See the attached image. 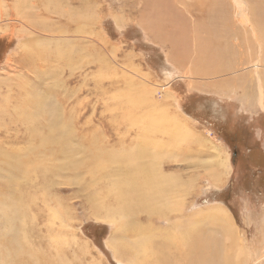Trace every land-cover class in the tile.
Segmentation results:
<instances>
[{
  "label": "rangeland",
  "instance_id": "rangeland-1",
  "mask_svg": "<svg viewBox=\"0 0 264 264\" xmlns=\"http://www.w3.org/2000/svg\"><path fill=\"white\" fill-rule=\"evenodd\" d=\"M12 1L0 0V78L4 77V82L11 78V81L9 80V84L12 85L10 90L1 85L4 86V91L8 90L11 93H8L11 95L9 98L11 103L7 105L10 108L5 106V113L7 110L12 112L11 109L17 103L14 92L15 90L17 92V88H19V139L16 141L19 150L32 152L29 150L30 142H34L35 138L31 135L26 123L22 121V113L23 111L25 113L30 107L27 97L38 96H45L43 98L47 100L46 109L49 111L46 116L43 113L45 107L41 108L43 118L41 121L44 123L52 119L59 120V123L63 121V124L71 132L72 145L76 148H82L80 141L82 140L81 135L84 134L87 137L91 136L97 146L105 147L106 145L107 149L113 152L128 151V149L135 151L134 149H138L139 146L146 150L145 143L142 142H146L147 139L149 141L147 140L148 146L146 147L151 150V143L154 141V148L166 155L158 162L160 171L165 174H176L177 183L183 190L177 197L178 203H175L180 209L169 213L170 216L167 218H162L156 213L151 216V225L156 229L173 226V230L175 229L174 225L179 229H186L191 217L195 219L193 216L195 212L211 206H222L230 214L242 242L246 244L249 252L247 264H264V150L262 147L264 144V108H258V105L245 101L248 96L247 91L253 96L251 100L257 97V91L254 90L256 89V79L254 74L247 71V68L241 69L248 65L241 66V63L239 64L243 55L246 61H249L246 56L248 50L255 56L257 41L246 36L249 38L250 45L243 44L245 32L239 26L240 19L237 11L234 12L233 1L174 0L173 2V0H154V3L153 0H59L58 3H53L57 1L20 0V5H17L19 1L16 0L15 5L21 6L18 9L20 13L22 12L21 15L20 13L16 14ZM148 1L150 3H147ZM258 1L252 0L256 9H258L256 5ZM144 2L145 5H143ZM21 3H24L25 6ZM79 3L80 6H78ZM146 3L154 6L148 7ZM213 3L219 4H216L215 11L212 7L216 5ZM48 4L58 7L55 9L53 6L54 10H52ZM34 6L35 13L33 12ZM210 6L212 9L209 8ZM71 7H75V9ZM231 7H234L233 10ZM6 9H12V12ZM29 9L31 14L28 13ZM79 9L81 12H87V15L80 13ZM152 10L159 11V13L153 15L152 12H155ZM61 11H65L66 15ZM26 12L28 13L26 19L28 22L24 20L27 17H24ZM199 12L201 13L199 14ZM209 12L213 15L212 17L221 15L220 19L219 16L218 19L211 18V15H208ZM73 13L77 14L76 19L79 18V21H74ZM81 14L87 17V22L84 16L81 17ZM157 14H159L157 16L159 18L156 17ZM258 14L261 13H254L257 15L256 18H258ZM66 16L69 17L65 18ZM29 17L32 19L30 20ZM222 17L225 19L224 21H220L223 19ZM15 18H20L21 21ZM61 18L62 20H60ZM69 18L74 20L71 22ZM35 20L38 22L40 20V23ZM80 20L81 23H79ZM208 20L213 24H209ZM255 21L261 28L259 20ZM42 22L44 26L39 25ZM49 22L51 24H48ZM53 22L55 24H52ZM76 23L77 26H75ZM34 25L37 26L34 27ZM221 25L224 27L222 26V28ZM76 27L80 29L79 32ZM50 29L53 31L56 29L54 34ZM74 29L75 32H73ZM82 29L86 32L82 33ZM217 29L219 30L217 31ZM231 29L236 30L231 31ZM65 30L71 33L67 34ZM64 32L65 34H63ZM42 35L46 38L50 37V39L47 38V41ZM52 36L57 37V40L60 37L58 43L65 42L67 39L64 45L62 42H60L61 46L58 43L57 45L58 48L61 47L65 51L66 57V53L69 51L66 48L72 51L68 52L69 57L65 59L69 62L72 59L73 62L70 64L68 61L66 62L69 66L61 61L65 56H62L61 59L58 56L57 59L54 58L58 51L54 45V41L57 40L54 38L53 41ZM50 40L53 42H49ZM66 43L68 47L65 45ZM71 43L77 45L78 48L72 46ZM32 45L44 48L46 53L44 56L41 55L44 58L40 59L35 54H31L30 47ZM221 45L225 50L222 51L220 48L219 52L223 53L221 52L222 54L219 55L218 52H215L217 56L214 55L213 47ZM247 47L248 50L245 49ZM76 50L80 53H76ZM79 58L81 59L79 60ZM219 58L222 59L221 64L230 68L227 69L228 72L217 67L220 65ZM229 62H232L233 65ZM72 63L74 64L71 65ZM47 64L50 66L53 64L51 73L46 70V68H50ZM197 65L202 66L197 67ZM197 68H202L205 71H197ZM8 70L10 72L7 74ZM6 74L9 78L4 76ZM241 75L243 76L240 77ZM227 76L229 77L227 78ZM232 77L233 80L230 79ZM212 79L215 83L211 82ZM240 79L242 85L240 83V85H236ZM247 80L251 82L249 83ZM244 82L246 83L244 84ZM50 84L53 85L51 90ZM224 90L226 91L224 92ZM52 114L57 115L54 117ZM172 119L183 124L181 125L182 131H177L174 128ZM149 124H153V128H150ZM139 127L141 132L142 129L149 132L148 138L145 137L144 141L145 134L143 135V132L145 130L142 133L139 132L140 135L138 134ZM163 129L169 130L170 134L163 133ZM58 131L59 129L55 131V134ZM169 132L167 131V133ZM138 140L142 142L140 143ZM160 140L164 144L165 142L168 144L162 145L159 143ZM170 140L173 141V145ZM8 142L4 141L0 144L3 143V146L7 147ZM168 148L171 150L170 154L167 152ZM212 149L218 150L223 158L228 159L229 174L220 176V179H213L212 170H209L211 169L209 168L210 162L213 159ZM75 157L79 158L80 156L76 155ZM29 165L32 166L33 162H29L27 166ZM27 173L29 178L23 180L22 188L34 196H40L43 193L40 196L41 199L39 197L33 201L30 204L32 207L30 206L22 214L24 217L26 214H30V219L28 218L24 222V230L35 246L40 247L47 254L58 253L68 264H135L133 260L129 261L125 258L119 260L110 247L109 241L115 238L112 223L92 215L86 198L88 196L97 199V196L87 188L88 174L78 175L75 171L64 170L61 172L62 176L57 177L51 172L36 171L32 168L27 169ZM110 178H115V176ZM81 182L84 183L85 189H82ZM95 184L104 183L96 181ZM105 185L109 187L107 184ZM51 209L60 212V217L51 216ZM139 215H141L140 218L147 219L144 211ZM22 216L19 210V224L23 219ZM176 221L178 223L174 224ZM54 236L62 240L63 244L54 246L51 242ZM163 239H165L163 236L158 237V240L162 241ZM183 252L176 250L174 246H169L162 252L159 251L164 258L168 256L166 264H192V258ZM7 261L9 264L10 261ZM158 263L151 261L149 264ZM0 264H3L1 256Z\"/></svg>",
  "mask_w": 264,
  "mask_h": 264
},
{
  "label": "bare ground",
  "instance_id": "bare-ground-1",
  "mask_svg": "<svg viewBox=\"0 0 264 264\" xmlns=\"http://www.w3.org/2000/svg\"><path fill=\"white\" fill-rule=\"evenodd\" d=\"M18 1H19V3L16 0L15 1L13 0L12 2L13 3L17 2V5H20V0H18ZM48 1L49 2L50 1H57V2H53V3H58L59 0H48ZM232 1L234 3V7H235V8L233 7L234 12L236 13V11H237V13L239 15L238 16L240 19L239 20V24H240L239 26H241L243 28L242 30H244L243 32H245L243 35L244 36L243 44L245 46L250 45L249 38H247L246 36L252 37L253 40L257 41L255 56L252 54V52H249L248 47H247L245 49L248 50L246 56L249 58V61H246V59L243 57L244 55L241 52V55H243V56L240 58V62H239V64L241 63V66L248 65V66L243 67V68L241 67V69L247 68L248 69L247 71L254 74L253 76H255V79H256V89H254V90L257 91V97L255 98V96H254L255 99L251 100V98L253 96L248 94L249 91H247L248 93L247 92H245V93H247L248 96H247V98H245V101L247 100L248 103L256 104V105H258V108L260 107L263 109L264 108V103H263V100H264V77H263V75H264V0L258 1V4H256L258 6V9L255 8V4L252 2V0H232ZM74 2H76V1H74ZM153 2H154V0H153ZM173 2H174V0H173ZM15 3H14V5L13 4L12 5H13V7L15 6V8H14L16 10L15 12L18 15L20 13L18 9L21 6L15 5ZM28 3H30V2H28ZM147 3H150V1H148ZM21 4H24V3H21ZM70 4H72V3H70ZM82 4H84V3H82ZM159 4H160V2H159ZM216 4H214V5H216ZM48 5L51 6L50 4H48ZM143 5H145V2ZM150 5L151 4H149L148 7ZM208 5H210V4H208ZM217 5H219V4H217ZM217 5L212 7V8H214L213 9L214 11H215V7H217ZM24 6H25V4H24ZM27 6H28V4H27ZM53 6H51L52 10H54ZM78 6H80V3ZM151 6H154V5H151ZM168 6H166V7L168 8ZM204 6H205V4H204ZM57 7H55V9ZM75 7H76V5H75ZM75 7L74 8L71 7V8L75 9ZM171 7H172V4L169 8L171 9ZM185 7H186V5H185ZM28 8H30V7H28ZM38 8H40V7L38 6ZM47 8H49V7H47ZM150 8H152V7H150ZM196 8L198 9V7H196ZM209 8L212 9L211 6ZM233 8H232V10H233ZM26 9H27V7H26ZM72 9H70V10H72ZM6 10H8V9H6ZM11 10H8V11H11ZM20 10H23V8L22 9L20 8ZM76 10H77V8H76ZM143 10H145V9H143ZM176 10H175V14H176ZM213 10H212V12H213ZM27 11H28V9H27ZM78 11H80V13L85 14V16L87 15L86 14L87 12H84V11L81 12V9H79ZM78 11H77V13H78ZM152 11H154V10H152ZM33 12L34 13L36 12L35 6L33 9ZM46 12H49V11L46 10ZM46 12H45V15H47ZM61 12H63V11H61ZM255 12L261 13V14H258V18H256L257 15H254ZM28 13H30V9H29ZM28 13L26 15H24V17L27 16L24 19L25 22H28V21H26V19L28 18ZM51 13H52V11H51ZM63 13L66 15L65 11ZM156 13H159V11H157L155 13L152 12L153 15H155ZM172 13H173V9H172ZM200 13L201 12H199V14ZM21 14H22V12L20 13V15ZM202 14L204 15V13H202ZM215 14H216V12H215ZM33 15L34 14L32 13V16ZM52 15H50V16H52ZM74 15H75V20L74 19L73 20L74 21L78 20L79 18L76 19L77 14H74ZM153 15L152 16L150 15V16L155 17ZM208 15L209 16L211 15V18H217L219 16V15L218 16L214 15L215 17H212L213 15L210 14V12ZM58 16H59V13H58ZM83 16L84 15H82L81 17H83ZM85 16H84V18L86 21L87 17H85ZM157 16H159V14H157L156 17ZM209 16H207V18ZM45 17L46 16H44V18ZM68 17L66 16L65 18H68ZM72 17H74V16H72ZM173 17H175V16L173 15ZM220 17H221V15L218 18L220 19ZM62 18L60 20H62ZM157 18H159V17H157ZM224 18H226V17H224ZM224 18L220 21H224L225 20ZM11 19H10V21H11ZM15 19H17V18H15ZM29 19H30V17H29ZM17 20H20V18ZM40 20H39V22L37 20H35V22L40 23ZM45 20H47V18H45ZM45 20H42V21H45ZM50 20H51V18H50ZM73 20L70 19L71 22ZM81 20L79 23H81ZM145 20H146V18H145ZM210 20H208V21L210 22ZM255 20H257V21L259 20V26L261 24V28L257 26V22ZM48 21H49V19H48ZM55 21H57V20H55ZM220 21H218V22H220ZM235 21L237 22L236 19H235ZM17 22H19V21H17ZM50 22L48 24H51ZM175 22H177V20ZM46 23H47V21H46ZM63 23H64V19H63ZM211 23L212 22H210L209 24H211ZM52 24H55V23L53 22ZM74 24H75V22H74ZM221 24H223V23L221 22ZM234 24L236 25V23H234ZM39 25H43V22H42V24H39ZM225 25H226V23H225ZM36 26L34 25V27H36ZM52 26H55V25H52ZM58 26L60 27V25H58ZM58 26H56V27H58ZM75 26H77V23ZM214 26H215V24L213 25V28H214ZM222 26L223 25H221V27ZM226 26H225V29H226ZM26 28H28V27H26ZM77 28L78 27H76V29ZM84 28L86 29V25L84 26ZM256 28H258V29H256ZM34 29H36V28H34ZM50 30L53 31L52 29H50ZM78 30L80 31V29H77V31ZM218 30L219 29H217V31ZM233 30L235 31L236 29H231V31H233ZM54 31L52 34H54ZM60 31H62V30H60ZM83 31L84 30L82 29L81 32L83 33ZM225 31H227V30H225ZM36 32H38V30H36ZM39 32H40V30H39ZM65 32H66V30H65ZM65 32L63 34H65ZM68 32H70V31H68ZM68 32H66V33L68 34ZM73 32H75V29ZM84 32H86V31H84ZM90 32H89V34H91ZM180 32H181V30H180ZM222 32H224V31H222ZM227 34H229V32H227ZM39 35H41V34H39ZM55 35L57 36V34H55ZM43 38H46V37L43 36ZM47 38H46V40H47ZM51 38H53V41H54L55 36H52ZM48 39H50V37ZM63 39H64V37H63ZM55 40H57V37L55 38ZM58 40H60V37ZM58 40L54 41L55 44L53 43L55 45V49H57V51H58V52H56L58 54L54 58H56L58 56L59 59H61L62 56H65L64 55L65 51L61 47L58 48L59 47L58 45L61 44L60 42H62V44L64 45V43L66 42L67 39H65V42L60 41L59 43H58ZM68 40H69V38H68ZM49 42H51V40ZM71 42H73V41H71ZM48 43H46V44H48ZM57 43H58V45H57ZM68 43H69V41H68ZM199 43H202V42H199ZM224 43H227V42H224ZM73 44L71 43L72 46H75ZM79 44H80V42H79ZM65 45L68 47L67 43ZM238 45L240 46V44H238ZM47 47H49V46L47 45ZM47 47H45V48L49 51V49ZM75 47H77V45ZM79 47H80V45H79ZM81 47H82V45H81ZM30 48H31L30 50L32 51L31 54H33V55L35 54L40 59L44 58L43 56L46 53L44 51V48H42L39 45H32V47H30ZM50 48H52V47H50ZM74 48H73V50H74ZM220 48L222 51L225 50V48L222 45L221 46H214L212 50H214V53L218 52L219 55H221L223 52L222 51H221L222 53L219 52ZM55 49H54V51H55ZM66 49L69 50L68 51L69 53L72 52L69 48H66ZM80 49H79V51H80ZM239 49H238V51H239ZM84 50H85V48H84ZM79 51H77L76 53H80ZM68 52L66 53L67 57H69ZM239 53H240V51H239ZM41 55H43V56H41ZM78 55H80V54H78ZM214 55H216V53ZM67 57L65 56V58H63L64 60H61V61H64V64H66V62L68 61V60L65 61V59ZM54 58H52V59H54ZM80 59L81 58H79V60ZM209 59H211V58H209ZM219 59H220V65L217 66L218 68L220 67L219 69H223L225 71H227V69H230L229 67L221 64L222 59L221 58H219ZM18 60H19V58H18ZM71 60H70V62H73ZM70 62L68 61L69 64H70ZM73 64L74 63H72L71 65H73ZM201 64H203V63H201ZM215 64H216V61H215ZM229 64H232V62H229ZM47 65H48V67L50 66L49 64H47ZM52 65L50 66V68H46L48 73L52 72L51 71ZM66 65L69 66L68 64H66ZM201 66L202 65H199V66L197 65V67H201ZM59 67H60V65H59ZM84 67H85V65H84ZM70 68L72 69V66H70ZM193 68H195V67H193ZM211 68H213V67H211ZM61 71H62V69H61ZM197 71L204 72L205 70L202 68H197ZM215 71H219V70L216 69ZM225 71H224V73H225ZM9 72H10V70H8L6 73L8 74ZM134 72L136 73L137 71H134ZM238 72H239V70H238ZM7 74L4 76H7ZM205 74H206V72H205ZM200 75L202 77V74H200ZM243 75H241L240 77H242ZM212 76H213V74H212ZM214 76H216V75H214ZM135 77H136V74H135ZM228 77L229 76H227V78ZM244 77H245V75H244ZM247 77H248V75H247ZM7 78H9V77L7 76ZM4 79H5L4 77L0 78V94L4 91L3 90L4 86H6V88L8 90H10V87H12V85L9 84L11 81L10 80L11 78L9 79L10 81L8 80L9 82L8 81L4 82ZM230 79L233 80V77ZM223 80H225V79L223 78ZM223 80H222V82H224ZM44 82H46V81H44ZM51 82H53V81H51ZM211 82H214V80L212 79ZM240 82H241V79L238 82V84L235 81L236 85H240L242 83V82L241 83ZM40 83H42V82H40ZM245 83L246 82H244V84ZM224 84H225V82H224ZM1 85H4V86H1ZM50 85H51V88H50V90H51L53 88V85L52 84H50ZM50 85H49V87H50ZM54 85H55V83H54ZM216 85H218V84H216ZM218 86H220V85H218ZM248 86H249V84H248ZM17 89H18L17 92H16V90L14 92V97L15 98L17 97V103L15 104L14 108L11 109L12 112H10L9 110H7L6 113L4 112V109L6 108L5 106H7L8 103H11V102H9V98H11L10 97L11 95H8V93L9 94H11V93L8 92V90H5L3 92V94L0 95V142H4V141L8 142V140H10L6 145L7 147H4L3 143H2V145L0 144V256L3 258V264H8L7 260L10 261L9 264H18V263L19 264H68V262H65L63 260V258H61V256L58 253L47 254L40 247L35 246L32 243V241L29 240V237L27 236V233L24 230V227H25L24 222H25V220H27L30 217V214L28 213L24 217V216H22L23 212L31 206L30 204H32L33 201L37 200L43 194V193H41V195L39 194L40 196H38V195L34 196L32 193L28 194L22 188L21 183L23 182V180L25 181L29 178V175L27 173V169L29 170L30 168L36 169V171L37 170L48 171L57 177L62 176L61 172L64 170L75 171L78 175H83L84 173L88 174L87 181H89V184H88L87 188H89V190L97 196V199L96 198H89L87 196L86 201L88 203V206H90L92 215L94 217L100 218L102 220H105L107 222L112 223L113 228H114L113 234H115V238H112L109 241V245L113 249L116 257L119 260H122L125 258V259H128L129 261L133 260V262L135 264H149L151 261H152V263L153 262L158 263L160 261V263H158V264H166V263H168L167 257L169 256V254L167 252H165V253H167L168 256L166 255L167 257L164 258V256H161L162 253L160 254L159 251L162 252L164 249H167L169 246H171V247L174 246L176 248V250L184 251L185 253L184 252L183 253L186 256H190L192 258V261H191L192 264H247L248 263L247 257L249 256V252H248V249L246 248V244H244L242 242L241 237L239 235V232H238L236 226L233 224V221L230 217V214L222 206H211L205 210H199V211L195 212L193 215V216H195V219H193V217H191L190 223L186 227V229L177 228L176 225H174V224L178 223L177 221L173 224L175 226V229H173V230H172L173 226L165 227V229L164 228L163 229H156L155 227H153V225H151V221H150L151 216L155 215L156 213H157V215H160V217L162 216V218H167L170 216L169 213L174 212L177 209H180L179 207H177L175 205V203H178L177 197L179 196L180 191L183 190V189H180V186H179L180 184L178 185V183H177L178 177L176 176V174H174V173L173 174H165V173L160 171V169L158 167V162H159V160L161 161L162 157H165L166 155L162 154L161 151L154 148V144H153L154 141H152V143H151V150L149 147H146V146H148L146 144L147 140H148L147 139V140H145L146 142H142V141L138 140L140 143L141 142L143 144L145 143L144 146H145L146 150L144 148H142V146L141 147L139 146L138 149H134L135 151H133V149L131 147L132 150L128 149V151H122L121 150V151L113 152L112 150L107 149L106 145H105V147H103L101 145L97 146L95 144L93 138H91V136L87 137L84 134V135H81L82 140L80 141V143L82 144V148H80V149L76 148L75 146L72 145V139L70 137L71 132L63 124L64 123L63 121H61V123H59V120L55 121L53 119H52L53 121L50 120V121H47L46 123L41 121L43 119L41 116L42 115L41 108L45 107V109L43 110V113L46 114V116H47V113H49V111L46 109V106H47L46 101L47 100L45 98H43L45 96H42V97L38 96V97H27V101H28L30 107H29V109H27V111L25 113L23 111L24 115L22 113V121L24 123H26V125L28 126V128L31 132V135L33 136V138H35L34 142H32V141L30 142L31 145H30L29 150L32 152L30 153L29 151H20L21 149L19 150V145L16 144V141L19 139V88H17ZM227 89H228V87H227ZM247 89H248V87H247ZM225 91L226 90H224V92ZM52 93H54V92L52 91ZM47 95L49 96V94H47ZM8 108H10V107H8ZM56 115L57 114H52V116H54V117H56ZM48 116H50V115L48 114ZM172 121H174V123H173V125H175L174 128L177 131H182L181 125H183V124L180 121L176 122V119H172ZM58 123H59V125H57ZM3 125H4V127H2ZM152 125L153 124H149L150 128H153L154 125L153 126ZM142 128H143V126H142ZM147 128L149 129V127H147ZM58 129H59L58 133L55 134V131ZM144 130L145 129H142V132ZM167 131L169 132V130H164L163 133L165 132L166 134H170V132L167 133ZM139 132H141V128L138 131V134L141 135L142 132L141 133H139ZM152 132H153V130H152ZM148 133L149 132L146 130L143 132V135L145 134L143 141H144V139H146L145 137L148 138V135H149ZM150 133H151V131H150ZM143 135H142V137H143ZM137 136H139V135H137ZM173 138H175V137H173ZM121 141L123 142V140H121ZM121 141H119V142H121ZM170 141H171L170 143H172V145H173V141L172 140H170ZM159 143L162 145L168 144V142H165V144H164L163 142H161V140ZM135 148H137V147H135ZM148 148H149V151H147ZM170 148L167 149L168 154H170V152H171ZM219 153L220 152H218V150L212 149L213 159L210 162L209 168H211V169H209V170L210 171L212 170L211 172H212V178L213 179L214 178L220 179V176L223 177L225 175H228L229 171H230L229 170L230 168H229V165L227 162L228 159L223 158L222 154L221 153L219 154ZM76 155H78L80 157L76 158L75 157ZM29 162H33V165L27 166V164ZM36 166H37V168H36ZM19 173L21 174L20 176H22V178H19L20 177ZM112 176H115V178L111 179L110 177H112ZM98 177H100V179H97ZM96 181L104 183V184L96 185L95 184ZM105 184H107L109 187H107ZM81 185H82L81 186L82 189H85V185L83 182H81ZM175 198H177V199H175ZM40 199H41V197H40ZM44 203H45V201H44ZM57 205H59V204H57ZM19 210H20L21 216L23 218V219H21L20 224H19ZM142 211H144L145 214L147 215V219H144L143 217L140 218L141 215H139V213H142ZM50 214L53 217H57V218L60 217V212H58V211L55 212L54 209H51ZM19 225H20V230H19ZM174 234H176V235H174ZM160 236H163V238H165V239H163L162 241L158 240V237H160ZM51 242L54 246H60L63 244L62 240H60L59 238H56V236H54L51 239ZM173 250H175V249H173ZM170 254H171V252H170ZM149 260H150V262L148 263Z\"/></svg>",
  "mask_w": 264,
  "mask_h": 264
},
{
  "label": "crops",
  "instance_id": "crops-1",
  "mask_svg": "<svg viewBox=\"0 0 264 264\" xmlns=\"http://www.w3.org/2000/svg\"><path fill=\"white\" fill-rule=\"evenodd\" d=\"M263 150H264V144H262Z\"/></svg>",
  "mask_w": 264,
  "mask_h": 264
}]
</instances>
